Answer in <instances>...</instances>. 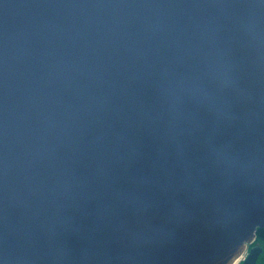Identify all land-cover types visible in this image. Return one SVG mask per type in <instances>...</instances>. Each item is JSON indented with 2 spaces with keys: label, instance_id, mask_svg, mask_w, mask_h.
<instances>
[{
  "label": "water",
  "instance_id": "water-1",
  "mask_svg": "<svg viewBox=\"0 0 264 264\" xmlns=\"http://www.w3.org/2000/svg\"><path fill=\"white\" fill-rule=\"evenodd\" d=\"M260 229L264 0H0V264H237Z\"/></svg>",
  "mask_w": 264,
  "mask_h": 264
},
{
  "label": "trees",
  "instance_id": "trees-1",
  "mask_svg": "<svg viewBox=\"0 0 264 264\" xmlns=\"http://www.w3.org/2000/svg\"><path fill=\"white\" fill-rule=\"evenodd\" d=\"M261 230L262 229L258 230V232H257V240H256L254 245H256V244L257 245H261V246H263V250H264V235H262V231ZM257 264H264V252L261 255V257L259 258Z\"/></svg>",
  "mask_w": 264,
  "mask_h": 264
},
{
  "label": "flooded vegetation",
  "instance_id": "flooded-vegetation-1",
  "mask_svg": "<svg viewBox=\"0 0 264 264\" xmlns=\"http://www.w3.org/2000/svg\"><path fill=\"white\" fill-rule=\"evenodd\" d=\"M255 246H257V245H252V246L250 247V249H251L252 247H255ZM250 249H249V252H250ZM249 252H248V255H249Z\"/></svg>",
  "mask_w": 264,
  "mask_h": 264
},
{
  "label": "rangeland",
  "instance_id": "rangeland-1",
  "mask_svg": "<svg viewBox=\"0 0 264 264\" xmlns=\"http://www.w3.org/2000/svg\"><path fill=\"white\" fill-rule=\"evenodd\" d=\"M257 240V239H256ZM257 245V244H256ZM257 246H261V245H257ZM262 248H263V246H261ZM247 254H245V256H246ZM243 259H241V261H242ZM238 263H240V262H238Z\"/></svg>",
  "mask_w": 264,
  "mask_h": 264
},
{
  "label": "snow or ice",
  "instance_id": "snow-or-ice-1",
  "mask_svg": "<svg viewBox=\"0 0 264 264\" xmlns=\"http://www.w3.org/2000/svg\"><path fill=\"white\" fill-rule=\"evenodd\" d=\"M261 231H262V235H264V229H262Z\"/></svg>",
  "mask_w": 264,
  "mask_h": 264
},
{
  "label": "bare ground",
  "instance_id": "bare-ground-1",
  "mask_svg": "<svg viewBox=\"0 0 264 264\" xmlns=\"http://www.w3.org/2000/svg\"><path fill=\"white\" fill-rule=\"evenodd\" d=\"M240 261H241V260H240ZM240 261H239V262H240Z\"/></svg>",
  "mask_w": 264,
  "mask_h": 264
}]
</instances>
